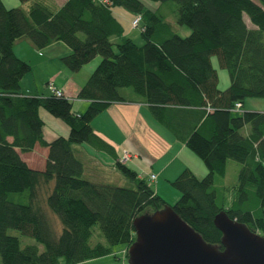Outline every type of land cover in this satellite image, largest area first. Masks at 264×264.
<instances>
[{
    "label": "trees",
    "instance_id": "trees-1",
    "mask_svg": "<svg viewBox=\"0 0 264 264\" xmlns=\"http://www.w3.org/2000/svg\"><path fill=\"white\" fill-rule=\"evenodd\" d=\"M27 9L0 0V257L2 264H88L112 255L114 246L136 240L134 219L151 208L170 206L203 238L221 244L215 216L225 211L252 231L264 232V111L235 110L248 98H264V0H20ZM140 15L144 43L125 35L113 9ZM165 8L167 10H165ZM245 14L255 27H250ZM175 16V17H174ZM175 23L190 28L179 35ZM28 38L36 49L56 41L71 48L62 57L79 71L97 55L102 60L78 92L88 100L83 113L63 96L29 95L21 82L32 65L14 51ZM227 69L219 87L212 57ZM141 101L153 116L207 165L200 177L190 168L172 181L179 200L169 204L139 173L120 161L115 147L93 128V119L113 102ZM43 108L70 127L48 140ZM235 113V115H233ZM87 143L115 158L131 186L85 177L74 145ZM39 144L48 149L44 169L22 154ZM229 160L240 164L231 188L217 187ZM232 196L227 199L225 190ZM100 233L95 235V227ZM18 229L44 246L22 245ZM100 236L104 241L97 240ZM223 248V247H221ZM117 257V255L115 254Z\"/></svg>",
    "mask_w": 264,
    "mask_h": 264
},
{
    "label": "crops",
    "instance_id": "crops-1",
    "mask_svg": "<svg viewBox=\"0 0 264 264\" xmlns=\"http://www.w3.org/2000/svg\"><path fill=\"white\" fill-rule=\"evenodd\" d=\"M3 1L8 5V2L17 4L19 0ZM65 1L62 0L58 6H61ZM158 6L159 4L156 3L153 9ZM113 13L123 24L126 34L127 29L124 22L128 25L130 22L132 23L134 15L119 7L114 8ZM20 40L24 41L23 38L19 39L18 43L16 42L14 45V51L18 57L24 58L32 65V71L22 79V91L29 95L42 94L48 96L47 90L40 93L41 91H38V88L31 84L30 80L33 78L36 84V82H39L38 79L40 78L41 80L42 75L45 74L44 80H47L46 86H48V89L50 90V83L54 84L63 91L66 97L73 101V106L77 103L79 104L75 112L83 113L87 109L89 101L80 99L78 92L89 78V73L88 75L87 73L80 75L78 71H72L71 74L66 72L68 68L63 63L62 57L70 54L71 48L62 41H56L42 49H36L30 43L19 44ZM56 68L66 74L68 73L65 75L67 79H61L59 77L60 74L55 71ZM31 73L32 75H30ZM75 77L77 79H74ZM40 115L45 123L44 134L48 140L69 134L70 127L62 119L54 117L43 108L40 109ZM92 126L102 138L115 147L119 158L123 150H128L131 157L125 163L135 169L141 177L148 180L151 184L153 183L152 187L154 190L170 204H173L179 198L180 192L166 186L171 185L172 181L184 169L190 168L200 177L206 175L207 169L197 159L196 154L153 116L148 104L145 102H113L106 110L93 119ZM37 147L44 151V157L40 162H34L29 156V154L33 155L35 153ZM74 150L83 160L85 166L86 160H90L94 164L93 168H97L100 172L103 171V165L106 163H103L98 158L91 159L92 155L89 154L94 150H100L87 143L75 145ZM47 155L48 149L37 144L33 151L23 153L22 157L30 167L42 170L45 167ZM109 159H112V163L108 164H112L114 169H116L115 171H117L115 158H106V162H109ZM151 174L156 175V179L153 181L150 180Z\"/></svg>",
    "mask_w": 264,
    "mask_h": 264
},
{
    "label": "water",
    "instance_id": "water-1",
    "mask_svg": "<svg viewBox=\"0 0 264 264\" xmlns=\"http://www.w3.org/2000/svg\"><path fill=\"white\" fill-rule=\"evenodd\" d=\"M214 223L221 244L207 242L172 207L134 219L136 240L129 246L130 264H264V232L221 211ZM223 247V248H221Z\"/></svg>",
    "mask_w": 264,
    "mask_h": 264
},
{
    "label": "rangeland",
    "instance_id": "rangeland-1",
    "mask_svg": "<svg viewBox=\"0 0 264 264\" xmlns=\"http://www.w3.org/2000/svg\"><path fill=\"white\" fill-rule=\"evenodd\" d=\"M48 1L51 4L54 3L57 5L61 4V2H62V0H48ZM143 1H145L146 5L152 9H153L154 5L156 4L155 2L150 1V0H143ZM256 1L258 2V0H256ZM8 3L9 4L7 5V7H9V8L22 7L24 9H27V6H28V3H22L20 0L18 1L17 4H12L11 2H8ZM165 10H167V9L165 8ZM174 17H172L171 20L173 21L175 31L181 36L189 35L191 32L190 28L186 25H179V24L175 23ZM245 20L250 27H255V25L251 22V20L249 19V16L247 14H245ZM124 23H125V28L127 29L126 30L127 33L125 35L131 37L137 44H139V45L143 44L144 38L142 37V34H141V31H142L141 26L139 25L138 27H133L131 22L129 23V25L126 22H124ZM23 40L24 41L20 40L19 44L30 43L32 45L31 41L27 37L23 38ZM101 60H102V56L97 55L90 62L86 63L80 69V71H78L79 73L78 72L77 73L80 75L84 74V73L85 74L87 73V75H88V73H89V76H90L91 73L95 70V68L100 63ZM212 61H213L215 68L218 70L219 87L221 89L227 88L229 85V82H230V78H229V74H228L227 69L220 65L219 59L216 55H214L212 57ZM55 71H56V73L60 74L59 77L61 79H63V78L67 79L65 77V75H67L68 73H70V74L72 73V71L69 68L66 69V72H68L67 74L64 73L63 71H59L57 68L55 69ZM30 75H32V73ZM45 77H46L45 74H43L41 77V80H40V78L39 79L37 78L39 82H36V84L34 83V81H33L34 79L32 78V79H30L31 84H33L36 88H38V91L39 90L41 91L40 93H42L44 90H47L48 91L47 95H51L52 92L48 89V86H46L47 80H44ZM74 79H77V77H75ZM76 96H73V97H76ZM78 107H79L78 103L76 105H74L73 106L74 111L76 109H78ZM243 110L244 111L245 110L264 111V98H261V97L248 98L246 100L245 104L243 105ZM233 115H235V113ZM76 145H78V144H76ZM42 151H43V149H41L40 147H37L35 153L33 155L31 154L32 156L29 154V156L34 160V162H40L44 157V151L43 152ZM89 154L92 155L91 159L98 158L100 161H102L103 163H106V164L103 165V171L100 172V171H98L97 168H93L94 164L91 163L90 160H88V161L86 160L85 177H87L88 179H91V180L108 182V183H112V184H116V185H120V186H131L130 181L126 177H124V175L122 174V172L119 169H117V171H115L116 169H114L113 165L108 164V163H112V159H109V162H106V158H112L109 153H107L105 151L94 150L93 152H90ZM196 156H197V159L207 169V172H206V175H207V173H208L207 165L197 154H196ZM25 157H26V154H25ZM103 157H104V159H103ZM239 167H240V164L237 161H235V160H229L228 161L227 172H226L225 177L218 178V180H217V187L220 188L221 191L223 190L222 189L223 187L231 188V186L237 182ZM166 187H169L172 190H177L176 187H174L172 184L171 185L169 184ZM223 192H224V195L227 197V199H229L232 196V192L230 191V189L225 190ZM180 196H181V194H180ZM180 196H179V198H180ZM179 198L177 200H175L174 203H176L179 200ZM151 210H152L151 208H148L146 211L151 213L152 212ZM9 233L11 235H15V236L19 237L23 246L26 244H37L40 248V251H42L44 249V246L41 243H39L34 237L25 235L18 229H12L11 228V229H9ZM99 234H101L100 229L98 226H96L95 227V235L98 236ZM98 240L104 241V238L102 236H100L97 240L93 239L94 242H97ZM124 248H126V245H124V244L116 245V246H114V253L117 255V257L115 256V254H112V255L104 256V257H101L98 259H94L93 261H90V263H88V264H130L129 258H127V256H123V249ZM0 264H2L1 257H0ZM59 264H64V260L61 259Z\"/></svg>",
    "mask_w": 264,
    "mask_h": 264
},
{
    "label": "built area",
    "instance_id": "built-area-1",
    "mask_svg": "<svg viewBox=\"0 0 264 264\" xmlns=\"http://www.w3.org/2000/svg\"><path fill=\"white\" fill-rule=\"evenodd\" d=\"M140 21H141V16H140V15L135 16V17L133 18V20H132V26H133V27H138L139 24H140ZM49 88H50V90H51L54 94H56L57 96H63V95H64L63 91H62L61 89L57 88V87H56L54 84H52V83L49 84ZM242 107H243V104H241V103H237V104L235 105V110H236V111H241ZM130 157H131L130 152H129L128 150H123L122 155H121V157H120V161L123 162V163H125V162H127V161L130 159ZM155 179H156V175H155V174H151V176H150V180L153 181V180H155Z\"/></svg>",
    "mask_w": 264,
    "mask_h": 264
}]
</instances>
